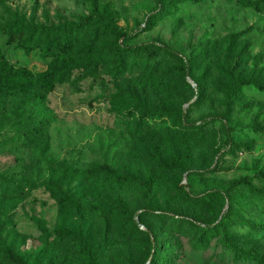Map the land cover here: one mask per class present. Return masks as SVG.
Returning a JSON list of instances; mask_svg holds the SVG:
<instances>
[{"label": "rangeland", "instance_id": "1", "mask_svg": "<svg viewBox=\"0 0 264 264\" xmlns=\"http://www.w3.org/2000/svg\"><path fill=\"white\" fill-rule=\"evenodd\" d=\"M159 2L0 0V58L33 72L72 58L41 102L0 91V264H257L233 257L222 227L193 247L192 223L226 212L230 244L264 253V192L228 187L264 185V0ZM24 24L58 26L68 44L32 38L25 53ZM97 163L150 188L58 171Z\"/></svg>", "mask_w": 264, "mask_h": 264}, {"label": "trees", "instance_id": "2", "mask_svg": "<svg viewBox=\"0 0 264 264\" xmlns=\"http://www.w3.org/2000/svg\"><path fill=\"white\" fill-rule=\"evenodd\" d=\"M91 5H95V0H89ZM159 2V0H156ZM160 4V2H159ZM256 8L258 3L254 5ZM63 28V27H62ZM67 29V33H70L71 29L74 27H64ZM61 28L55 25H45V24H24L20 25L17 30L16 37L20 38L18 42L15 43L18 47H20L25 53L29 52L31 48V39L35 38L36 40H41V49L45 52L50 53L53 49L63 47L68 44V41L65 43L58 45V38L60 37ZM116 38H120L123 41V36L121 32L115 29ZM22 36V37H21ZM9 37H11V33H9ZM121 41V42H122ZM150 44H134L132 46L124 48L125 51L135 52L139 54L141 50L145 47H148ZM61 49V50H62ZM115 50V49H114ZM169 56H174L172 51L166 50ZM49 53V54H50ZM124 53V52H122ZM121 52L118 55L122 54ZM53 55V54H52ZM54 56V55H53ZM72 58L69 55L61 54L55 55L49 61V63L45 66L44 69L40 71L33 72L29 68L25 66H15L11 64L7 59L0 58V91L2 90H12L15 92L23 93L27 95L31 100L35 102H41L44 100L45 93L50 91L55 81H59L67 75L69 64H71ZM150 64H156L157 61L150 59ZM184 66V65H182ZM257 88L264 89V82L255 83ZM39 114V122H43L45 117L40 115V111L37 110ZM58 171L62 176H70L74 179H86L91 176H102V177H111L113 179L122 180V181H131L137 184L142 185L146 190L150 188V180L149 179H141L139 176L130 173H124L119 175L116 173L114 169H112L109 165L104 163L101 164H93L87 169L77 170L73 167H59ZM264 176V175H263ZM243 185L248 190L254 193H262L264 192V185L256 186L251 182L249 176H242L239 178L232 179L229 183V189L234 188L235 186ZM207 196V195H206ZM202 200V198H199ZM60 209H62V203L60 205ZM143 211V210H142ZM142 214L141 211L137 213V215ZM157 218L162 217L161 213L156 214ZM233 218V215L226 212L222 214L217 221L209 226L206 224H201L200 222L192 223V227L194 228L195 238L192 239L193 247H204L207 244V234L209 230H212L215 227H222V244L223 246L230 249L232 255L236 259H245V260H253L257 264H264V253H259L251 248H239L230 244L229 242V232L226 231L225 225ZM191 223V222H190ZM45 231V229H42ZM52 238L55 242H61L64 238L68 236V233L62 228L61 222L54 227L52 232H50ZM76 236L82 238L79 232L75 233ZM146 241L153 247L154 243L150 242L148 234L144 235ZM81 251L87 255V261H90L92 258V254L87 246V244L82 243ZM22 264V263H17Z\"/></svg>", "mask_w": 264, "mask_h": 264}]
</instances>
